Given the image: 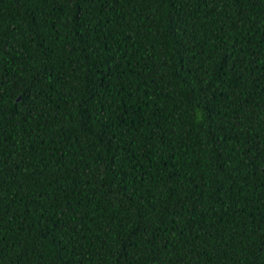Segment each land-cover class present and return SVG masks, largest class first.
Returning <instances> with one entry per match:
<instances>
[{
	"label": "trees",
	"instance_id": "16d2710c",
	"mask_svg": "<svg viewBox=\"0 0 264 264\" xmlns=\"http://www.w3.org/2000/svg\"><path fill=\"white\" fill-rule=\"evenodd\" d=\"M264 0H0V264H264Z\"/></svg>",
	"mask_w": 264,
	"mask_h": 264
},
{
	"label": "snow or ice",
	"instance_id": "6c2138e0",
	"mask_svg": "<svg viewBox=\"0 0 264 264\" xmlns=\"http://www.w3.org/2000/svg\"><path fill=\"white\" fill-rule=\"evenodd\" d=\"M257 251L261 254L262 257H264V242H261L259 244Z\"/></svg>",
	"mask_w": 264,
	"mask_h": 264
}]
</instances>
